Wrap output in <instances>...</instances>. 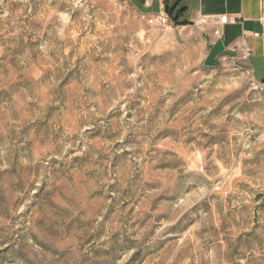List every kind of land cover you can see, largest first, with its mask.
I'll return each instance as SVG.
<instances>
[{"label": "rangeland", "instance_id": "obj_1", "mask_svg": "<svg viewBox=\"0 0 264 264\" xmlns=\"http://www.w3.org/2000/svg\"><path fill=\"white\" fill-rule=\"evenodd\" d=\"M129 0H0V264H264V90Z\"/></svg>", "mask_w": 264, "mask_h": 264}, {"label": "crops", "instance_id": "obj_2", "mask_svg": "<svg viewBox=\"0 0 264 264\" xmlns=\"http://www.w3.org/2000/svg\"><path fill=\"white\" fill-rule=\"evenodd\" d=\"M129 1L143 18H166L164 33H196L209 46L206 58L236 51L264 90V0ZM221 17L228 20L224 26L218 23ZM216 30L220 35H215Z\"/></svg>", "mask_w": 264, "mask_h": 264}, {"label": "built area", "instance_id": "obj_3", "mask_svg": "<svg viewBox=\"0 0 264 264\" xmlns=\"http://www.w3.org/2000/svg\"><path fill=\"white\" fill-rule=\"evenodd\" d=\"M154 22H158L160 25H164L165 22H166V18H164V17H158V18H154V19H150L149 20V24H154ZM227 22H228V20H227L226 17H221L218 20V23H219L220 26L226 25ZM214 32H215V35H220L219 30H216Z\"/></svg>", "mask_w": 264, "mask_h": 264}]
</instances>
